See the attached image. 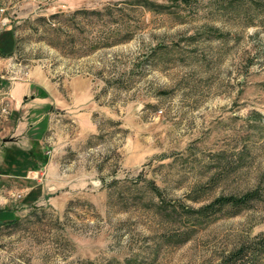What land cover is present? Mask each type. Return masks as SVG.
I'll return each mask as SVG.
<instances>
[{"label":"rangeland","instance_id":"374dc122","mask_svg":"<svg viewBox=\"0 0 264 264\" xmlns=\"http://www.w3.org/2000/svg\"><path fill=\"white\" fill-rule=\"evenodd\" d=\"M0 9V61L39 68L51 112L85 88L46 117L48 177L0 175V264H264V0Z\"/></svg>","mask_w":264,"mask_h":264},{"label":"crops","instance_id":"0c3cea01","mask_svg":"<svg viewBox=\"0 0 264 264\" xmlns=\"http://www.w3.org/2000/svg\"><path fill=\"white\" fill-rule=\"evenodd\" d=\"M11 36L12 33L9 51L14 47V39ZM3 38L0 35L1 48ZM36 78H42L39 68H23L12 61L11 57L6 58L5 62L0 61V100L8 99L11 107L8 115H3L0 111V175L2 176L18 177L28 167H35L42 171L40 180L43 178L45 180L48 177L47 169L53 164L51 158L53 147L47 144L49 140L45 136V132L50 130L46 117L56 116L57 122L65 125L62 122L64 118L69 116L75 118L74 108L83 104L85 88L82 90V101L76 102L71 98L67 101V105L63 104L64 106L60 107L64 109L63 112L55 110L51 112V108H58L63 101L58 95L53 101L54 91ZM25 161L28 162L26 166L22 169L18 167ZM7 166L13 168L14 173L4 171Z\"/></svg>","mask_w":264,"mask_h":264},{"label":"trees","instance_id":"16d2710c","mask_svg":"<svg viewBox=\"0 0 264 264\" xmlns=\"http://www.w3.org/2000/svg\"><path fill=\"white\" fill-rule=\"evenodd\" d=\"M13 39H14V47L13 48H15L17 40L14 38V36H13ZM5 42L6 41H4L3 44H2V48L0 47V53H2V54H5V53H7V51L10 50V49H8V50L5 49V47H4V43ZM257 197H258L257 193H255V192L254 193L253 192H247V193L241 195L240 197H238V196L221 197V198H219L217 200V202L220 205L231 204V205H234V206L241 207V206L248 205L251 200H253V199L257 198ZM0 210H13L14 211L13 207H9V206L7 208H0ZM204 210H207V208L206 209L204 208ZM15 223H17V220L15 219V217L12 218V219L5 220V221L1 222V224H5V225H12V224H15ZM262 243H263L262 241H259L258 242L259 246L262 245Z\"/></svg>","mask_w":264,"mask_h":264},{"label":"built area","instance_id":"2783aa9c","mask_svg":"<svg viewBox=\"0 0 264 264\" xmlns=\"http://www.w3.org/2000/svg\"><path fill=\"white\" fill-rule=\"evenodd\" d=\"M0 11H2V9H0ZM5 22H6V20H3L2 23H5ZM0 106H1L0 111H1V113L3 115L9 114V112L11 110V107H10V103H9V100L8 99L0 100ZM33 175H34V172H33ZM33 175H31V176H33Z\"/></svg>","mask_w":264,"mask_h":264}]
</instances>
